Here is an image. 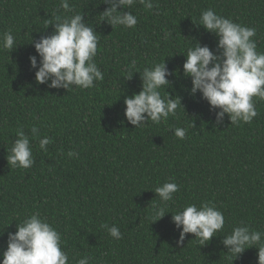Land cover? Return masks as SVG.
Wrapping results in <instances>:
<instances>
[{
    "label": "trees",
    "instance_id": "obj_1",
    "mask_svg": "<svg viewBox=\"0 0 264 264\" xmlns=\"http://www.w3.org/2000/svg\"><path fill=\"white\" fill-rule=\"evenodd\" d=\"M103 2L69 0L74 10L65 12L60 0H0V38L10 30L18 44L0 50V264L8 234L32 214L60 233L68 264L84 256L89 264H258L257 247L236 257L222 240L241 225L264 233V100L254 97L258 115L251 123L231 124L225 114L217 124L219 109L192 93L183 65L197 42L219 54L218 37L194 24L209 8L255 28L257 51L264 52V0H152L150 10L137 2L119 9L137 17L135 28L115 29L102 21L110 6ZM77 13L99 38L95 62L104 79L69 91L38 84V67L30 62L34 55L40 60L34 42L52 34L54 24L45 27L56 16ZM164 60L173 75L161 95L182 104L166 122L135 128L124 100L142 90L137 71ZM21 128L35 159L28 169L7 159ZM175 128H184L186 137L177 138ZM44 137L51 140L47 151L39 147ZM166 182L179 190L165 206L154 190ZM193 203L214 205L224 215L222 232L205 246L191 233L177 244L172 215ZM153 206L173 213L153 222ZM102 224L117 226L122 238Z\"/></svg>",
    "mask_w": 264,
    "mask_h": 264
},
{
    "label": "clouds",
    "instance_id": "obj_2",
    "mask_svg": "<svg viewBox=\"0 0 264 264\" xmlns=\"http://www.w3.org/2000/svg\"><path fill=\"white\" fill-rule=\"evenodd\" d=\"M139 2L146 9L155 5L152 0H104L110 6L103 12L104 19L114 29L117 26L135 28L137 17L130 9ZM60 7L65 12H72L69 0H60ZM56 22H49L45 28L54 24L51 35L42 36L34 42L37 57L31 56L33 69L38 67L35 78L38 84H47L49 88L88 89L95 87L96 81L104 79L98 68L95 57L98 51L99 38L93 27L85 21V16L74 14L63 19L55 17ZM194 22V21H193ZM197 26L218 37L217 49L213 52L207 45L199 42L187 50L186 62L183 65L186 77H191L193 94L202 93L203 99L208 101L210 110L216 111L217 124L223 123L228 114L231 124L251 123L258 115L254 97L264 100V52L257 51V43L253 39L256 29L233 22L229 18L218 15L209 8L202 11ZM12 32H5L0 38V50H14L17 46ZM184 54V53H183ZM135 67V61L132 63ZM141 73L142 90L127 96L124 115L135 128L143 127L148 121L160 124L170 116H176V110L182 104L181 99H173L168 93L161 95V89L170 86L169 71L165 60L153 67L143 68ZM132 76L127 77L131 79ZM33 137H38L39 129L31 128ZM173 134L180 139L186 137L184 128H175ZM17 139L8 155V163L12 167L28 169L35 163L30 138L23 129H17ZM51 143L48 137L39 140L40 149L47 151ZM76 155L69 152L68 156ZM179 190L178 185L166 182L155 188L154 192L166 206L174 200V193ZM153 222L162 219L167 213L165 207L153 206ZM158 218V219H157ZM172 221L180 230L178 245H183L187 234H194L200 246H205L215 235L221 233L225 219L222 212L214 205L204 203L200 206L189 204L182 211L172 215ZM114 239H121L120 229L108 224H102ZM17 231L8 234V244L3 252L2 264H68L69 256L62 250L61 235L39 214H32L17 224ZM264 233L253 231L248 226L234 227L231 234L226 235L222 244L228 252L238 257L245 249L257 247L258 264H264ZM90 257L78 259L77 264H89Z\"/></svg>",
    "mask_w": 264,
    "mask_h": 264
}]
</instances>
